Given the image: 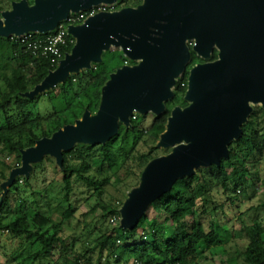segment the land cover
I'll return each instance as SVG.
<instances>
[{"label": "water", "instance_id": "obj_1", "mask_svg": "<svg viewBox=\"0 0 264 264\" xmlns=\"http://www.w3.org/2000/svg\"><path fill=\"white\" fill-rule=\"evenodd\" d=\"M119 1L13 2L1 13L0 37L53 33L72 14ZM68 33L75 40L71 52L24 98L32 100L91 70L112 49L122 51L134 65L110 75L97 113L86 110L75 124L21 152V166L1 185V202L17 178L29 179L33 166L45 158L63 168L64 153L76 145H106L120 125L132 127L136 113L156 118L164 114L178 79L192 62V51L207 61L216 50L218 59L190 70L184 97L188 106L172 110L156 145L170 153L145 167L139 186L119 210L120 229H136L151 205L179 180L194 177L200 169L219 168L230 158L231 144L242 138L253 105L264 110V0H144L138 7L101 12L68 26Z\"/></svg>", "mask_w": 264, "mask_h": 264}, {"label": "trees", "instance_id": "obj_2", "mask_svg": "<svg viewBox=\"0 0 264 264\" xmlns=\"http://www.w3.org/2000/svg\"><path fill=\"white\" fill-rule=\"evenodd\" d=\"M19 1L0 0V15L10 10L13 2ZM143 1L121 0L119 7L135 8ZM28 2L32 5L34 0ZM50 34L32 36L36 39ZM22 39L0 37V165L7 172L2 173L4 181L13 169L21 166L22 151L34 147L42 138L52 137L59 129L75 124L86 110L97 113L102 89L110 75L126 62L134 65L122 51L111 50L104 53L101 64L72 75L55 90L30 100L22 95L41 84L59 64H52L50 55L34 56ZM69 40L70 44L63 48V57L75 45L71 36ZM217 59L218 51H215L211 61ZM201 63L203 61L192 51L191 67ZM189 72L190 68L178 79L174 99L166 104V112L155 118L149 129H143L139 119H132V127L126 129L120 125L117 136L106 145L79 144L64 153L63 168L56 165L53 158L47 157L33 166V172L29 179L24 178L23 186H19L20 180H16L2 202L0 185V234L6 232L20 240L21 246H26L21 253L29 254L19 264L30 260L52 264L57 253L60 259L55 264H201L210 259L214 248L224 246L231 233L215 216L218 208L213 200V191L222 189L232 203L237 199L238 191L245 194L248 188L254 187L261 188L264 193V178L259 170L264 162V111L259 128H255L252 121L243 127L242 138L230 146L228 160H223L219 168L213 166L208 170H198L194 177L176 182L170 193L151 205L157 216L149 219L146 214L133 231L119 227V210L128 195L125 193L122 199L111 195L112 190L119 193L118 186L130 178L129 191L138 187L145 167L162 155V150L156 145L166 131L171 111L175 107L188 106L184 97ZM51 163L54 172H58L60 184L59 192L51 194L49 199V202H56L55 206L49 208L46 205L47 211L34 197L40 194L45 198L51 189L47 190V187L57 179L51 181L45 193L32 191L29 197H22L20 188H30L32 182H38L41 177L45 182L48 176L46 165ZM106 194L111 195L109 204L103 200ZM12 195H15V201L21 196L25 208L13 219L2 222L4 213L12 211ZM93 199L97 203L89 214L98 209L102 211V228L92 237L91 248L76 254L77 240L64 234L65 226L84 205L81 202L89 204ZM210 202L215 205L212 211L207 207ZM257 208L264 209V200ZM54 215L59 218L55 219ZM112 219L117 221L113 224L110 222ZM241 231L246 241L241 253L242 261L231 257L229 264H264V223L256 220L251 225H243ZM88 235L92 236L91 230ZM10 261L18 259L12 257Z\"/></svg>", "mask_w": 264, "mask_h": 264}, {"label": "rangeland", "instance_id": "obj_3", "mask_svg": "<svg viewBox=\"0 0 264 264\" xmlns=\"http://www.w3.org/2000/svg\"><path fill=\"white\" fill-rule=\"evenodd\" d=\"M121 1V0H120ZM119 1V3H120ZM119 3L117 4L118 10L126 8V7H119ZM120 8V9H119ZM1 16V15H0ZM66 22H63L62 24H65ZM34 34V33H33ZM194 45L193 42L189 43L190 48H192ZM112 50H119V49H112ZM216 51V50H215ZM214 51V53H215ZM213 53V54H214ZM212 54V56H213ZM211 56V57H212ZM201 59V58H200ZM203 63L211 62L210 60H203ZM192 62L187 67L190 68V70L194 67H191ZM175 90V89H174ZM174 99V98H173ZM172 99V100H173ZM168 103V102H167ZM262 107L260 105H253V112L251 116L248 119L247 124H249L250 121L253 122L255 128H259L261 123L263 122V114ZM172 112V111H171ZM135 120L139 119L140 126L147 130L151 127L155 120V115L152 113H148L146 115H140L135 114L133 119ZM245 124L244 126H247ZM243 126V127H244ZM162 150V155H167L170 153L169 150ZM56 163V161H55ZM57 165V163H56ZM47 168V178H45V182L43 181V177L39 179V181H33L32 186L29 188H20L21 190V196L22 197H29L31 196L32 191H42L45 193L46 187L51 183V181H55L57 179L58 172H54L53 164L46 165ZM200 170H208L206 169H200ZM261 177L264 178V162L259 166ZM7 173L3 166L0 165V185H2L4 180H2V173ZM197 175V174H196ZM24 178L25 177H18L17 180H20L19 186H23L24 184ZM131 180V178H130ZM130 180L123 181V184L119 185L117 190H119V193L112 190L113 197H116V199H122L125 193L128 195L130 193L129 191V185ZM60 178L57 179V182H55L53 185H49L47 187V190L49 188V191L45 194V198L43 195H36L34 197L37 198V203L40 204V206L47 210V206L49 208H54L56 202H49V199L51 198V194H57L59 192V183ZM57 187V188H56ZM134 189V188H133ZM26 192V193H25ZM111 195L106 194L103 198L104 202L109 204L111 200ZM237 199L232 203L228 197L224 194L222 189H217L213 191L214 201L216 203V206L218 208L217 213L215 214L216 218L219 220L221 225H225L228 227V231L231 233L228 237H226V241L223 247L220 248H214L211 251V254L209 255L210 259L208 261H204L201 264H229V259L231 257H237L239 261H242L241 253L243 251V247L246 243L243 234H242V226L243 225H251L254 221H262L264 223V209H259L257 206L264 200V193L261 188H248L245 192V194L240 193L238 191L236 193ZM19 197L20 199H17L15 201V195L11 196V202H10V209L11 212H5L3 215L2 222H6L8 220L13 219L17 215L20 214V211L25 208V206L22 204V197ZM78 198V197H77ZM30 199V200H34ZM97 203L96 199H93L89 202V204H85V202H81L82 205L77 213L75 214L74 219L65 226L64 234L70 236L71 238H76L77 243L75 245V253H84L85 250L88 248H91V241H93L92 237L96 236L99 230H101V214L102 211L100 209L92 211L91 214H89V211L92 209L93 205ZM32 203H29L31 205ZM47 205V206H46ZM201 205V204H200ZM214 203L210 202L207 207L209 211H212ZM215 206V205H214ZM148 214L147 216L149 219H153L157 216V212L152 209L151 207L146 212ZM55 219H58V215H54ZM209 219L212 218V216L208 217ZM111 222V221H110ZM107 224H110L109 222ZM208 227V226H207ZM92 231V236L89 237L88 232ZM141 232V231H140ZM24 244V242H22ZM21 241L18 239H15L11 237L8 233L3 232L0 234V264H19L23 259L29 257L28 253H21L26 248V246H21ZM12 257H15L18 259L16 262H11L10 259ZM60 259V254L57 253L54 256V261H52V264H55ZM25 264H38L34 260H30L26 262ZM46 264V263H43Z\"/></svg>", "mask_w": 264, "mask_h": 264}, {"label": "built area", "instance_id": "obj_4", "mask_svg": "<svg viewBox=\"0 0 264 264\" xmlns=\"http://www.w3.org/2000/svg\"><path fill=\"white\" fill-rule=\"evenodd\" d=\"M117 5L107 6L101 5L97 8H94L87 12H81L79 14L70 15L69 19L65 24H61L57 30L41 38H36L32 34L21 37L22 43L25 44L28 51H30L34 56H48L52 57V64H59L60 61L64 59L63 57V48L67 47L70 44L68 26H78L83 24L88 18L101 13V12H114L117 11ZM72 43V41H71ZM130 65L128 62L125 63V66ZM135 119V118H134ZM117 220L112 219L111 223H115ZM139 264V263H137Z\"/></svg>", "mask_w": 264, "mask_h": 264}]
</instances>
